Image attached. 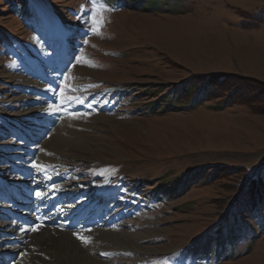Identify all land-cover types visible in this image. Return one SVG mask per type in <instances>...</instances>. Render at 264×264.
I'll return each instance as SVG.
<instances>
[{
    "label": "rangeland",
    "instance_id": "1",
    "mask_svg": "<svg viewBox=\"0 0 264 264\" xmlns=\"http://www.w3.org/2000/svg\"><path fill=\"white\" fill-rule=\"evenodd\" d=\"M263 7L264 0H0V179L10 169L3 161L18 153L19 126L47 118V133L29 142L33 158L14 162L20 172L7 171L4 181L24 177L35 161L44 166L35 168L38 179L60 178L63 193L77 191L93 204L101 202L96 189L110 194L101 216L115 217L82 236L87 244L55 234L88 233L87 225L47 228L36 220L38 232H28L19 253L7 249L6 258L59 264L52 252L69 250L72 241L87 255L84 264H264V210L222 244L208 236L264 164V24L248 28L244 21ZM93 11L104 21L98 34L88 31ZM213 74L218 97L196 104L181 97L195 92L198 82L187 86L193 79ZM46 97L54 103L40 102ZM60 103L63 110L49 115ZM202 166L217 167L218 178L184 182ZM28 177L34 182L31 171ZM22 190L4 196L19 192L20 201ZM62 202L54 204L63 210ZM78 208L70 210L74 217L91 210Z\"/></svg>",
    "mask_w": 264,
    "mask_h": 264
},
{
    "label": "trees",
    "instance_id": "2",
    "mask_svg": "<svg viewBox=\"0 0 264 264\" xmlns=\"http://www.w3.org/2000/svg\"><path fill=\"white\" fill-rule=\"evenodd\" d=\"M19 1L23 2L24 0ZM26 5H22L23 7L19 8L23 11L22 14L27 13L25 8L28 7ZM247 17L248 18L244 20L246 22V27L256 28L260 25H263L264 7L260 13L256 15L249 14ZM212 76H216V74L204 76L203 78L200 77V79L196 80L193 79V81L191 80L192 82H190L187 86H190L191 88L194 82H198V87H194L196 88L194 93L190 91L181 93V97L184 94H188L187 97H191V102L194 104L198 103L203 98L208 99L218 97L217 93L219 92V83L217 84V77L215 79V77L213 78ZM185 84H187V82ZM182 91L184 92L185 89H183ZM219 173L220 172L218 171L217 167L213 168V170L211 171H208V166H202L187 174L186 180L184 179V182H186L187 179L191 181L206 179L214 180L218 178ZM233 200H235V203L232 204ZM228 206H230L231 208L228 207L227 210L224 211V214H226L225 219L222 218V216L224 215L222 213L223 215L219 216L218 218H221V220H219V222L214 225L215 229L213 230L212 234L208 235H211L210 237L214 239V244H222L224 240V235L225 238L228 239V234L230 235V233H232L239 227H248V215H252L254 213H257L258 211L264 210V164L260 165L251 177L245 179L239 192L233 199H231ZM230 222L232 223L230 224ZM199 237L200 239H198ZM199 237H194L190 242L194 243L193 240L200 242L201 236Z\"/></svg>",
    "mask_w": 264,
    "mask_h": 264
},
{
    "label": "bare ground",
    "instance_id": "3",
    "mask_svg": "<svg viewBox=\"0 0 264 264\" xmlns=\"http://www.w3.org/2000/svg\"><path fill=\"white\" fill-rule=\"evenodd\" d=\"M21 165H23V164H21ZM23 167H24V165H23ZM9 170L10 169L5 170L4 171L5 172L4 177L2 179H0V183H1L0 187H4L2 189L4 191V193L0 191V222H1V228H3L5 230V232H2V233L0 232L1 245L2 244L5 245V241L4 240L6 238H12L15 241L18 240V237L20 236V234H18V231H17L18 228L15 231H12V230L14 229V224L16 222L20 221V220H16L17 218H20V216H24L26 218L34 219V221L37 220L38 223H42V226H44L45 222H49L48 220L52 219L54 221H57L56 220L57 216H49L50 218H46V216H47L46 215V216L42 217V214H44L45 212H48V211L47 210L44 211L43 209H39V207L36 206V205H35V207H33V211H32L31 210L32 208L30 207V201L27 198H24V200L27 199V200H25V202H23L24 200L22 202L19 201V198H18L19 192H18V194L14 193L15 190L19 191V190L23 189V186H25V185L29 186L30 184L27 185V183L28 182L30 183V180H28L29 177L26 176V175L24 177H19L18 176V177H15V181L9 182V184H8V181H4V180H6V179L9 180L10 177H6L7 175H9V173H7V171H9ZM22 179H24V180H22ZM7 185H9V186H7ZM5 186H7V188H6L7 190L5 189ZM11 190L14 191L13 192L14 194H12L13 196H10V197L4 196V195H7L8 191H11ZM50 195H54V197H53L52 201H50V200L48 201V206H51V205H53L55 203V198L56 197L62 198L63 199L62 203L64 204L65 199L63 197H61L60 194H56V195L55 194H50ZM2 201L4 203H2ZM55 206L58 207V209L56 207L54 208V210H56L58 212V214H60L61 212H64L65 209L63 207H62L63 210H60V206H58V205H55ZM74 208H76V207L69 208L67 211L70 212V210H73ZM88 209H91V211H94L90 207ZM25 211H27V212H25ZM15 212H17V213L14 214ZM32 212H33V214H32ZM89 213H90V211L88 212V214ZM14 216H16V219L14 218ZM60 221L65 223V221L61 217V219L59 221H57V222H55L53 224L56 226V224L58 222H60ZM47 224L48 223H46V226H47V228H49L50 226L47 225ZM99 224H101V223H99ZM75 227H77V226H75ZM78 231H81V230L79 229ZM13 232H14V234H13ZM42 232H44V234H47L49 236L51 234L49 230H43ZM92 232H93L92 229L88 233L87 232H82V231L81 232H77V231L68 232V231L63 230V229H58L55 234L61 235V236L66 237V238H68V237L69 238H77V234H78L81 237L84 236V237L87 238V236H90V235L93 234ZM11 233L13 235H9ZM22 236H23V233H22ZM25 237H27V235ZM50 240H52V239H50ZM70 243H71V245H70V249L69 250L62 249V247H61V249L57 248L54 252H52V255L57 258V260L59 261V264H84L83 261L85 260V258L87 259V255L85 254L83 249L81 247H79L78 244L73 243L72 241H70ZM16 245H17V243H13L12 246L8 247V250H12V251H13V249L16 250L17 249Z\"/></svg>",
    "mask_w": 264,
    "mask_h": 264
},
{
    "label": "snow or ice",
    "instance_id": "4",
    "mask_svg": "<svg viewBox=\"0 0 264 264\" xmlns=\"http://www.w3.org/2000/svg\"><path fill=\"white\" fill-rule=\"evenodd\" d=\"M92 2L95 4V3L98 2V0H92ZM81 11H82V12H86L87 10L82 9ZM77 19H78V20H84V16H78ZM84 22H85L86 24L89 23L88 20H84ZM103 23H104V21H103L102 19H101V21H100L99 23H97V22L95 21V13H94V11H93V15H92V24H89L88 31H90L92 34H98L100 28H101L102 25H103ZM86 43H87V41H85V44H86ZM76 60H77V62H79V61L81 60V58H80L79 56H77ZM87 66H89V67H94L95 65H94V64H88ZM61 76L63 77V73H61ZM61 90H62V91H66L67 89H61ZM66 102H67V103H72V100H71V99H68ZM78 102L81 103V104H86L87 107H89V108H92L93 103H95V101H86V100H79ZM63 108H64V104H63V103H60L59 105L56 106V108H55L54 111L49 112L48 114H49V115H57V114H59L60 111L63 110ZM32 167H33V168H40V169H43L44 166H42V165H38L35 161H33V163H32ZM34 182L39 183V181H35V178H34ZM35 195H36V197L39 198V199H43V198H44L43 195H42V193H41V191H39V190L36 191ZM39 227H40L39 225L32 226V227H31V230H32L33 232H36V231L39 230ZM77 238H78V239H81L85 244L88 243V240H87L86 238L81 237V236H79L78 234H77ZM102 255H106V254H103V253H102Z\"/></svg>",
    "mask_w": 264,
    "mask_h": 264
}]
</instances>
